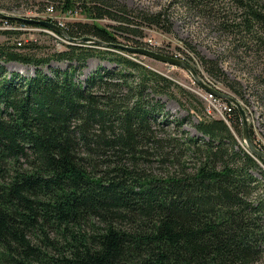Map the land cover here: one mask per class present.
<instances>
[{
	"label": "trees",
	"instance_id": "obj_1",
	"mask_svg": "<svg viewBox=\"0 0 264 264\" xmlns=\"http://www.w3.org/2000/svg\"><path fill=\"white\" fill-rule=\"evenodd\" d=\"M45 1V9L80 11L92 21L65 25L73 39L149 48L146 29L174 33L164 10L120 0ZM187 2L209 9L219 0ZM232 4L221 26L264 51V0ZM61 44L49 53L37 42L0 44V264L264 261V162L243 147L239 110L229 102L228 121L200 110L196 95L140 55ZM196 55L247 106L242 84L218 60ZM90 60L114 68L101 66L84 84L79 75ZM10 64L31 67L32 75L10 71ZM259 82L264 86L263 75ZM181 96L191 102L190 114L177 118L166 101L185 107ZM193 110L202 113L196 123ZM189 123L196 134L185 130ZM252 138L264 150L253 131Z\"/></svg>",
	"mask_w": 264,
	"mask_h": 264
},
{
	"label": "rangeland",
	"instance_id": "obj_2",
	"mask_svg": "<svg viewBox=\"0 0 264 264\" xmlns=\"http://www.w3.org/2000/svg\"><path fill=\"white\" fill-rule=\"evenodd\" d=\"M131 8L146 10L148 12L166 11L173 23V34H168L157 29H146L145 37L142 42L149 48L168 56H178L191 62L197 69L201 71V77L204 81H211L218 89L233 95L222 82L213 79L206 73L200 64V59L196 52L203 57L215 59L220 62L224 72L232 81L242 84L244 88L245 98L248 104L240 101L249 117L251 134L256 138V142L264 146V86L260 84L259 77L264 76V51L259 53L257 45L250 41L249 38L237 35L231 30H226L221 23L230 19L223 18L226 14L231 15L233 7L232 0H219L215 4H210L209 9H198L190 6L187 0H120ZM45 0H0V12L7 16L18 17L22 19L42 20L53 19L59 26H65L73 22H92L87 19L80 11L73 14H63L61 11L45 9ZM229 15V16H230ZM51 17V18H50ZM0 18V44L11 40L12 43L20 42L23 44L29 42H37L41 46V50L49 53L58 49H62L61 41L68 42L57 36L54 31L46 28L27 27V26H11ZM38 20V19H36ZM40 20V19H39ZM20 22H23L20 20ZM100 24L108 25L112 22L108 20H100ZM20 30V36L7 35L5 32L9 30ZM11 37V38H10ZM123 40V39H121ZM127 43L126 41H124ZM193 50V51H192ZM264 50V49H263ZM196 51V52H195ZM146 64L153 69L162 72L166 76L175 80L188 92L196 95L201 103H194L200 110L206 107L207 102L202 99V89L195 82L192 75L186 70L172 67L164 63L141 56ZM101 66L113 69L114 66L108 62L99 60H90L87 67L79 75V81L86 83L88 78L97 71ZM52 67L67 68L66 63L52 64ZM10 71H19L24 75L31 76L33 68L24 67L19 64L8 65ZM44 70L50 73L48 68ZM30 74V75H29ZM211 85V84H210ZM180 99L185 107H181L176 101H166L167 109L174 117L184 118L190 113L191 102L185 96ZM193 122H197L202 113L193 110L191 112ZM213 116L215 114H212ZM185 130L191 134H196L190 123L187 124ZM257 264H264L261 261Z\"/></svg>",
	"mask_w": 264,
	"mask_h": 264
},
{
	"label": "water",
	"instance_id": "obj_3",
	"mask_svg": "<svg viewBox=\"0 0 264 264\" xmlns=\"http://www.w3.org/2000/svg\"><path fill=\"white\" fill-rule=\"evenodd\" d=\"M0 18L2 19H17L21 20L26 24H39L43 26L46 29L54 31V33L62 38H65L66 41H68L71 44L74 45H97L101 46L103 48H113V49H119L122 51H126L128 53L134 54V55H140L144 56L146 58L164 63L166 65L172 66V67H177L183 70H186L188 73H190L195 80L196 83L199 84V86L202 89H205L208 92H212L216 94L218 97L230 102L232 105H234L240 112L242 119H243V147L246 149V151L252 155L254 158L259 160V162L263 161L264 162V150L260 149L257 144L254 142L251 134V127L249 123V117L246 113V110L244 109L243 105L241 104L240 100L235 98L234 96L218 89L212 87L207 81H204L202 79V75L199 72V70L189 61L182 59L180 57H173V56H168L162 53H159L156 50H153L151 48H144V47H132V46H127L123 44H110L106 43L96 37L92 36H86L81 39H73L71 38L66 30L50 21L47 20H36V19H22L18 17H11L5 15V13L0 12Z\"/></svg>",
	"mask_w": 264,
	"mask_h": 264
},
{
	"label": "built area",
	"instance_id": "obj_4",
	"mask_svg": "<svg viewBox=\"0 0 264 264\" xmlns=\"http://www.w3.org/2000/svg\"><path fill=\"white\" fill-rule=\"evenodd\" d=\"M51 10V9H50ZM51 18V17H50ZM64 28V26H62ZM20 46L23 45L22 42L19 43ZM211 84V83H209ZM212 87L217 88L216 86L212 85ZM202 89V88H201ZM202 99L207 102V110L209 114H215L214 116L228 121L227 113L230 111L229 102L225 101L224 99L218 97L216 94L212 92H208L205 89H202Z\"/></svg>",
	"mask_w": 264,
	"mask_h": 264
}]
</instances>
